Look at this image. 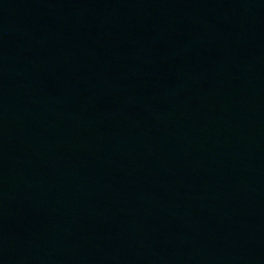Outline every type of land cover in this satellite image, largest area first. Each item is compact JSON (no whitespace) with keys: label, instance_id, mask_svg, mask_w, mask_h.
Here are the masks:
<instances>
[{"label":"water","instance_id":"water-1","mask_svg":"<svg viewBox=\"0 0 264 264\" xmlns=\"http://www.w3.org/2000/svg\"><path fill=\"white\" fill-rule=\"evenodd\" d=\"M0 264H264V0H0Z\"/></svg>","mask_w":264,"mask_h":264}]
</instances>
